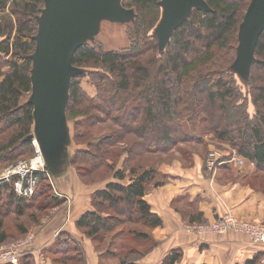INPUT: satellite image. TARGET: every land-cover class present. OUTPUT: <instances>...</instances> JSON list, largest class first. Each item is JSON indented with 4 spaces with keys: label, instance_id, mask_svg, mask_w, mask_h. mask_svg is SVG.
<instances>
[{
    "label": "trees",
    "instance_id": "trees-1",
    "mask_svg": "<svg viewBox=\"0 0 264 264\" xmlns=\"http://www.w3.org/2000/svg\"><path fill=\"white\" fill-rule=\"evenodd\" d=\"M45 1L0 0V162L4 165L16 163L23 153L35 154L31 140L34 106L25 99L32 92L38 19ZM161 1L124 0L123 6L137 14L129 31L133 39L129 49L105 52L82 45L72 58V67L87 71L71 80L68 121L93 119V108L117 126L99 143L86 139L89 149L77 148L71 160V166L87 185L115 180L94 194L93 210L76 223L77 230L96 243L99 251V242L109 235L118 238V233H125L119 231L124 226L162 225L144 200L147 186L156 176L149 162L182 144L211 137L228 145L256 165V174L264 184V78L257 75L264 73V29L254 50L256 70L249 78L250 87L257 84L253 90L254 117L248 113L235 75L230 72L251 0H204L207 10L193 9L160 55L158 40L151 31L159 23ZM86 78H94L104 92L90 98L81 86ZM95 119L103 118L98 115ZM78 138L75 135L73 139L76 147L82 144ZM115 146L123 147L121 153L127 154L122 169L109 164L108 155ZM44 183L42 178L39 186ZM44 188L51 193L49 184ZM43 192L29 200L19 198L11 186L0 189V246L22 239L34 226H41L35 213L28 216V225H19L17 220L34 209L37 196ZM46 200L54 208L64 203V199L53 195ZM39 210L43 212L44 208ZM9 221H14L15 227ZM122 237L121 243L116 240L117 252H111L119 264H138L152 248L147 252L130 248L135 241H150L139 229L128 230ZM54 247L60 264H69L68 256L72 255V262L86 264L83 248L70 234L60 233ZM182 259V251L174 250L162 264H180ZM20 264H35V259L27 253Z\"/></svg>",
    "mask_w": 264,
    "mask_h": 264
},
{
    "label": "crops",
    "instance_id": "crops-1",
    "mask_svg": "<svg viewBox=\"0 0 264 264\" xmlns=\"http://www.w3.org/2000/svg\"><path fill=\"white\" fill-rule=\"evenodd\" d=\"M33 133L35 136V120ZM66 137L62 151L53 152L44 159L56 192L64 197L68 206L69 217L66 219L67 214L62 211L44 225L33 228L36 239L29 254L33 255L36 264H50L46 256L55 242L53 238L62 232L70 234L81 245L86 264H92L89 261L94 260L92 241L77 230L76 223L93 210L94 194L115 182L112 179L93 185L83 183L71 166L77 150L73 128L71 135L69 131ZM215 148L226 150V145L211 137H203L202 142L182 144L158 159L155 179L147 186L144 200L162 225L140 229L149 236L152 248L138 264H162L174 250L183 253L180 264H246L252 261L263 264L264 245L252 244L242 233L198 235L185 232L187 225L213 223L228 212L238 219L264 224V184L256 174V165L250 162L243 166L226 164L211 179L205 170V159Z\"/></svg>",
    "mask_w": 264,
    "mask_h": 264
},
{
    "label": "rangeland",
    "instance_id": "rangeland-1",
    "mask_svg": "<svg viewBox=\"0 0 264 264\" xmlns=\"http://www.w3.org/2000/svg\"><path fill=\"white\" fill-rule=\"evenodd\" d=\"M123 2H124V0H119L120 7L123 9V12H124L122 15H120V14H107L104 12L98 13L97 18L94 22V25H92L90 27L91 32L89 34H83L78 43H81L82 45H91L93 47H96L97 49L104 50L105 52H117L118 53V52H123V51L129 49L131 47V43L133 42L132 37L129 35V31L133 27V23L136 20L137 14H136L135 10L126 9L123 6ZM53 3H54V0H46L45 1L41 15L38 19L39 25H38V32L36 35V42H37L38 48L36 49V52L34 53V56H33V66H32V73H31V78H32L34 84H33V89H32L31 94L26 96L25 100L28 102H30V101L32 102L33 100H37L38 99V93L37 94H35V93L38 90L41 92V90H40L41 88L38 86V83H37L38 82V72H37L38 71V53H39V48L41 47V44L43 41L44 32H45L46 26H47V20H48V17L50 15V12L52 10ZM166 3H167L166 0L161 1V3H160V7H161L160 20H159V23L156 26V28L153 31H151V34L154 37H156L158 40L160 55H162L165 52L166 48L168 47V45L171 42V37L173 35V34L169 35L170 33L164 32V22L166 19V11H167ZM192 9H195V6H193ZM243 23H244V21H243ZM242 27H240V31H239V35H238V46H237V50H236V56H235V60L233 62V65L230 68V72H232L235 75L236 82L239 85L242 100L243 99L245 100V105L248 108L247 109L248 113L254 117L255 112H256L255 111L256 108L253 106V94H254L253 90L256 91L257 84L251 85V87L249 86V78H250L251 73L256 70L255 65H256V61H257L255 58V55H254V51H253L254 35L247 34V32ZM70 71L74 73L73 77H75L78 75H82V73L87 71V70L76 69L74 67H71ZM257 75L259 77L261 76L264 78V73H261V74L257 73ZM72 78H71V80H72ZM81 83H82V85H81L82 88L84 89V91L87 93V95L90 98L96 97L99 94V91L104 92L103 88L97 87L94 78L93 79L92 78L83 79ZM35 89H38V90H35ZM114 98L116 99L115 96H114ZM66 102H67L66 105L68 106L69 94L67 96ZM118 102H120V101H118ZM88 105L92 106L90 103H88ZM118 105H119V103H118ZM119 107H121V106L119 105ZM66 110H67V107H66ZM91 114H93V116H94L93 119L88 118V117H84V118H80V119L76 120V122H69L67 117H66V112H65V130H66L65 137L69 135V131H70V135H71V129L73 128L75 131L74 134L77 137H79L78 140H80L82 143L81 145H78V147H77L78 149H85V150L89 149V146L87 144H85L84 142H86L88 140V141H91L92 143H99L101 140L105 139L106 137L111 136L112 130L117 129L116 124L110 120L111 118L110 119L106 118L104 116L105 115L104 113H103L104 115H102L101 112L96 111L92 108ZM98 115L101 116V118H103V119H95L96 116H98ZM123 115H125V113ZM80 136H86V137L80 138ZM36 139H37L36 134L34 136V133H33L32 137H31L32 145L34 143L33 141H35L36 144H38ZM66 139H67V137H66ZM117 146H115L111 149V151H110L111 154L108 155V160H109V164H112V165L114 164V165H116V167L118 169H122L123 163L127 158V154L121 153V150L123 149V147H117ZM33 148H34V145H33ZM212 150H210V152ZM227 150L228 151H234L231 147L226 145V151ZM34 151H35V154L33 153L32 155L23 156L26 154V153L25 154L23 153V155H20L17 158L18 160L16 159V161H14L16 163L13 162L14 164L10 163V164L4 165L3 162H0V172L11 167V166L17 165L23 161H30V160L34 159L37 156L36 148H34ZM234 152L236 153V151H234ZM159 158H160L159 156H155L153 158V160L149 162L150 169L156 168L157 163L159 162L158 161ZM247 162L248 161H245V164ZM46 167H47L49 174L52 177L50 169L48 168L47 165H46ZM52 180H53V178H52ZM109 181H112V178H110ZM45 182L51 186V184L49 183V181L46 178H45ZM46 183H44L43 186L38 185L36 187V191H35L34 196L39 191L42 192V190H43L44 192L41 194H43L42 196H44V197L41 196L38 198V196H37V201H36V205H35L34 209L31 211H28L27 216L22 217V218L17 220L19 225H28V216L31 213L38 214L39 218L41 219L40 220L41 225H44L45 222L50 221V219H52L54 217V215H57L58 213H61L62 211H65V213L67 214L66 219H68V217H69L68 212H67L68 206H66L65 200L61 206L55 207V208L52 204L49 203V200H46L51 195L55 196V192H54V189L52 188V186H51V193H50L49 189L44 188L45 186L47 187V185H48ZM98 183H101V182H98ZM32 198H30V199H32ZM42 205L44 207H41ZM39 208H41V209L44 208V211L40 212ZM62 216H63V213H62ZM9 223H12L11 224L12 226L15 225L14 221H9ZM139 226H140V228H138ZM34 227H37V226H34ZM134 228L139 229V230L140 229L143 230L144 226H141V225L129 226V225H127V226L120 228L119 231H123L125 233L124 234L118 233V238L115 236L113 237V235H109L108 237H106L105 241L99 242V244L102 243L100 245V247H101L100 251L97 248L98 245L96 243L92 242V246L94 248L93 249L94 254L91 253V256L94 260H96V263L94 262V260L92 261L91 259L89 261L92 264H119L118 260L112 256L113 253H111V252H114V253L117 252V250L116 251L114 250L116 247L115 243H117V242L121 243L123 240L122 235H126V232L128 230L129 231L134 230ZM34 231L35 230L32 228L30 230V232L24 238L14 240L13 242H10L8 244L23 240V239L29 237L30 235H33ZM58 236H59V234H58ZM58 236L56 238L55 237L53 238V240L55 242L50 249V251H51V252H49L50 254L49 255L47 254V256H46L49 259L50 264H60V262L58 261V259L60 257L56 256L54 254V251H55L54 246H55V243H56ZM129 238H132V237H129ZM116 240H118V241L116 242ZM111 241L113 242V244H111ZM130 246H131L130 248H134L139 252H147L151 247L150 243L144 242L143 240L135 241V242L131 243ZM106 249L110 251L108 254H106V252H105ZM72 256H75V255H72ZM72 256H68L71 258L68 261L69 264H78L77 261H75V262L71 261V260H73ZM35 264H36V262H35Z\"/></svg>",
    "mask_w": 264,
    "mask_h": 264
},
{
    "label": "water",
    "instance_id": "water-1",
    "mask_svg": "<svg viewBox=\"0 0 264 264\" xmlns=\"http://www.w3.org/2000/svg\"><path fill=\"white\" fill-rule=\"evenodd\" d=\"M164 32H173L185 22L192 7L207 10L204 0H166ZM122 15L119 0H54L38 53V99L34 106L36 136L43 157L62 151L65 143V110L70 90V71L75 51L83 34L91 32L98 13ZM263 23V24H262ZM264 0H251L242 28L256 41L264 29ZM38 48V47H37ZM36 58V57H35ZM32 80V89H33ZM34 90V91H35ZM45 160V159H44Z\"/></svg>",
    "mask_w": 264,
    "mask_h": 264
},
{
    "label": "built area",
    "instance_id": "built-area-1",
    "mask_svg": "<svg viewBox=\"0 0 264 264\" xmlns=\"http://www.w3.org/2000/svg\"><path fill=\"white\" fill-rule=\"evenodd\" d=\"M34 148L37 156L30 161H23L0 172V189L5 186L13 187L14 193L22 199H30L34 196L36 187L41 179L46 178L54 189L55 196L64 197L56 192L51 175L49 174L43 154L35 141ZM245 159L234 151L213 149L205 159V170L211 179H214L218 169L226 164L243 166ZM185 232L188 234H215L225 235L230 232H238L246 235L252 244L264 245V224L247 222L235 217L231 212L218 217L213 223H193L187 225ZM36 235L0 246V264H20L21 259L30 252V247L35 241ZM264 264V262H263Z\"/></svg>",
    "mask_w": 264,
    "mask_h": 264
},
{
    "label": "bare ground",
    "instance_id": "bare-ground-1",
    "mask_svg": "<svg viewBox=\"0 0 264 264\" xmlns=\"http://www.w3.org/2000/svg\"><path fill=\"white\" fill-rule=\"evenodd\" d=\"M38 145V144H37ZM38 149H39V145H38Z\"/></svg>",
    "mask_w": 264,
    "mask_h": 264
}]
</instances>
